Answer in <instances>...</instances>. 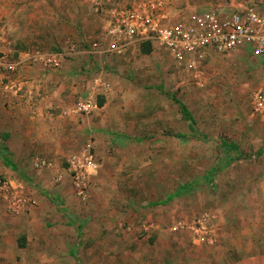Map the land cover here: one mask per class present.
<instances>
[{
  "label": "rangeland",
  "instance_id": "1",
  "mask_svg": "<svg viewBox=\"0 0 264 264\" xmlns=\"http://www.w3.org/2000/svg\"><path fill=\"white\" fill-rule=\"evenodd\" d=\"M99 17L89 0H0V50L8 60L20 51L68 52L75 43L66 57L92 62L81 66L77 83L87 90L103 76L111 87L81 139L99 163L86 200L64 171L67 160L38 174L31 160H14L12 175L30 205L13 215L0 199V264H235L256 253L250 250L264 246V112L253 110L251 97L264 90V57L248 49L212 53L195 78L158 45L90 53L103 30ZM222 139L239 150H224ZM4 162L0 156L5 176ZM204 216L201 235L194 225Z\"/></svg>",
  "mask_w": 264,
  "mask_h": 264
},
{
  "label": "built area",
  "instance_id": "2",
  "mask_svg": "<svg viewBox=\"0 0 264 264\" xmlns=\"http://www.w3.org/2000/svg\"><path fill=\"white\" fill-rule=\"evenodd\" d=\"M89 1L104 22L101 37L91 43V51L122 55L137 42H149L162 48L195 78L203 73L212 53L226 55L248 49L256 57H264V0H132L110 5L103 0ZM76 49V44L70 43L67 53H75ZM62 56L64 53L36 51L33 58L44 69L53 70L61 67ZM21 63L8 60L0 50V83L4 88L14 86L13 77L19 73ZM99 86L106 85L97 77L89 87V96L74 104L77 113L89 114L97 108ZM251 98L253 110L263 113L264 90L253 91ZM33 166L52 168L54 162L36 157ZM98 168L96 153L89 144L67 159L64 171L79 198L88 197ZM0 199L13 215H21L30 205L22 184L4 175H0ZM206 224L204 216L194 225L195 231L202 235Z\"/></svg>",
  "mask_w": 264,
  "mask_h": 264
},
{
  "label": "crops",
  "instance_id": "3",
  "mask_svg": "<svg viewBox=\"0 0 264 264\" xmlns=\"http://www.w3.org/2000/svg\"><path fill=\"white\" fill-rule=\"evenodd\" d=\"M101 20L103 22L102 18ZM58 53H64L61 67L49 70L35 61L34 53L20 51L15 60L22 63L19 73L13 77L14 86L6 89L0 83V156L5 162V159L13 162V165L4 162L1 170L7 174L5 176L12 177L21 184L23 182L12 175L18 166L15 161L31 160L32 170L38 174L40 173L38 170L41 169L34 168L33 160L36 157H44L53 161L52 168L59 171L55 161L67 160L80 149L82 136L92 131L93 114L104 109L105 102L100 105L98 97H106L111 89L110 83L103 76H97L106 85L97 87L99 91L96 95L97 108L89 114L77 113L74 110L75 97L80 100L90 94V86L84 90L81 84L77 83L78 72L82 71V67L88 68L92 62L83 64L77 61V57L67 58L68 53L65 51ZM90 53L113 55L91 50ZM93 82L94 80L88 85H92ZM97 173L98 170L95 175ZM63 174L61 173V176ZM44 181L48 182L45 178ZM250 251L257 252L242 257L235 264H264L263 243H259L257 249Z\"/></svg>",
  "mask_w": 264,
  "mask_h": 264
},
{
  "label": "trees",
  "instance_id": "4",
  "mask_svg": "<svg viewBox=\"0 0 264 264\" xmlns=\"http://www.w3.org/2000/svg\"><path fill=\"white\" fill-rule=\"evenodd\" d=\"M142 45L144 47H147L148 51L151 49V43H149V42H144V43H142ZM176 101L179 103V108H180L182 115L184 116L185 119H187L189 121V128L192 131L193 135L197 134V129L195 127V119H194L192 113L190 112L189 108L179 99H176ZM103 102H104L103 99L99 100L100 105H102ZM180 136L185 137V135H180ZM219 144L226 151H238L239 150V147L236 143L229 142L225 139L220 140ZM5 160L7 163H11L13 165V162L10 159H5ZM232 160H233L232 158H229L227 161L224 162L223 166H228L232 162ZM216 170H217V167H212L210 169L209 173L213 174ZM185 188L186 187H184V186L180 187L174 193L170 194L166 200H163L162 203H166L168 200H171L172 198L180 195Z\"/></svg>",
  "mask_w": 264,
  "mask_h": 264
}]
</instances>
